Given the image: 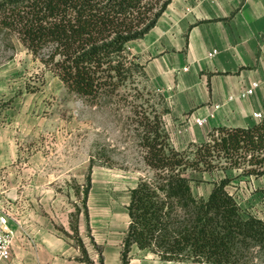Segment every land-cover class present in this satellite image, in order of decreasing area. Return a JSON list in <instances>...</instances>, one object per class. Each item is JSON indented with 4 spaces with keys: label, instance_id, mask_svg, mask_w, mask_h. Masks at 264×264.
I'll use <instances>...</instances> for the list:
<instances>
[{
    "label": "crops",
    "instance_id": "crops-1",
    "mask_svg": "<svg viewBox=\"0 0 264 264\" xmlns=\"http://www.w3.org/2000/svg\"><path fill=\"white\" fill-rule=\"evenodd\" d=\"M130 49L146 64L149 83L167 104L164 121L177 149L207 141L220 127L259 122L254 113L264 111V0H171L157 25ZM253 82L259 84L254 94L239 99ZM200 117L208 118L203 127L195 125ZM47 120L44 107L28 93L0 89V200L10 204L9 226L15 233L3 264H85L78 261L74 228L98 264L82 219H74L78 202L70 173L56 164L68 159V145L59 134L54 141L48 137ZM235 183L236 192L228 189L243 216L264 221V176L239 177L230 185ZM207 187L205 192L192 188L194 195L207 198L214 180ZM129 200L130 191L124 207L105 205L102 216L90 220L104 264L122 263ZM129 264L206 263L165 262L134 245Z\"/></svg>",
    "mask_w": 264,
    "mask_h": 264
},
{
    "label": "trees",
    "instance_id": "trees-1",
    "mask_svg": "<svg viewBox=\"0 0 264 264\" xmlns=\"http://www.w3.org/2000/svg\"><path fill=\"white\" fill-rule=\"evenodd\" d=\"M170 1L0 0V34L15 36L69 93L99 105L137 77L148 80L146 64L130 44L157 25ZM159 96L161 111L153 109L140 121L144 161L154 178L130 190L121 264H129L134 245L165 262L251 264L254 252L264 256V221L244 217L228 187L239 177L264 176V119L251 127L217 128L207 141L179 150L164 121L169 109ZM228 170L239 173L214 179L207 198L194 195L193 174ZM74 229L78 261L96 264ZM98 264H104L101 256Z\"/></svg>",
    "mask_w": 264,
    "mask_h": 264
},
{
    "label": "rangeland",
    "instance_id": "rangeland-1",
    "mask_svg": "<svg viewBox=\"0 0 264 264\" xmlns=\"http://www.w3.org/2000/svg\"><path fill=\"white\" fill-rule=\"evenodd\" d=\"M0 89L28 93L32 102L44 107L48 137L54 141L59 134L60 139H65L66 153L70 155L65 162L56 164L67 166L78 202L74 219H82L84 236L100 257L102 247L93 243L90 220L101 217L105 205L115 202L124 207L132 188L141 180L154 178V171L144 161L140 121L153 109L161 111L160 94L149 80L137 77L135 83L110 102L92 105L69 93L60 79L15 36L6 37L3 33L0 34ZM238 173L236 170L195 173L192 186L195 192L198 188L205 192L212 180L236 178ZM236 187L235 183L229 189L236 192ZM119 217L124 225V212ZM254 254L257 257L251 264H264V256Z\"/></svg>",
    "mask_w": 264,
    "mask_h": 264
},
{
    "label": "built area",
    "instance_id": "built-area-1",
    "mask_svg": "<svg viewBox=\"0 0 264 264\" xmlns=\"http://www.w3.org/2000/svg\"><path fill=\"white\" fill-rule=\"evenodd\" d=\"M214 51L212 54H215ZM185 71L188 68L184 69ZM259 87L257 82H253L248 88L243 90L239 95V99H245L254 94L255 90ZM220 106H215V109H219ZM254 118L258 121L264 119V113H254ZM208 121L207 117H200L195 120V125L203 127ZM11 218L10 204L8 202L1 203L0 200V264H3L12 253V246L14 241V231L9 226Z\"/></svg>",
    "mask_w": 264,
    "mask_h": 264
}]
</instances>
